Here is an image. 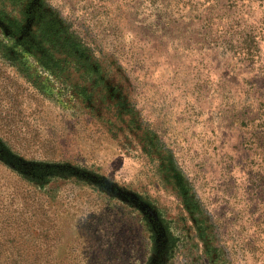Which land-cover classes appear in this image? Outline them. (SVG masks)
Returning <instances> with one entry per match:
<instances>
[{"label":"rangeland","instance_id":"rangeland-1","mask_svg":"<svg viewBox=\"0 0 264 264\" xmlns=\"http://www.w3.org/2000/svg\"><path fill=\"white\" fill-rule=\"evenodd\" d=\"M0 264H264V0H0Z\"/></svg>","mask_w":264,"mask_h":264}]
</instances>
